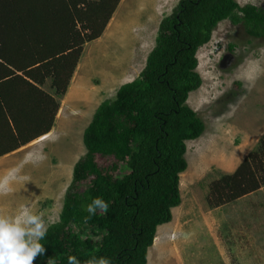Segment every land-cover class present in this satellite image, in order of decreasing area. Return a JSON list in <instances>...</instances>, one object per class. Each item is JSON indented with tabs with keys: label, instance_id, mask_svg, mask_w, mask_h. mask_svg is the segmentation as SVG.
<instances>
[{
	"label": "trees",
	"instance_id": "1",
	"mask_svg": "<svg viewBox=\"0 0 264 264\" xmlns=\"http://www.w3.org/2000/svg\"><path fill=\"white\" fill-rule=\"evenodd\" d=\"M120 1L0 0V157L50 133L83 46L101 36ZM223 21L264 39V9L236 0H180L161 21L139 77L100 104L85 129V155L33 264H68L69 256L147 264L157 229L181 204L187 142L205 132L187 101L202 85L197 52ZM96 157L114 163L101 168ZM263 187L264 136L232 174L210 183L206 201L219 208ZM97 197L108 213L89 217Z\"/></svg>",
	"mask_w": 264,
	"mask_h": 264
},
{
	"label": "rangeland",
	"instance_id": "2",
	"mask_svg": "<svg viewBox=\"0 0 264 264\" xmlns=\"http://www.w3.org/2000/svg\"><path fill=\"white\" fill-rule=\"evenodd\" d=\"M179 1H120L101 36L83 46L48 139L0 157V216L15 217L27 206L59 221L74 166L86 152L85 129L100 104L139 77L161 21ZM236 2L264 9V0ZM197 60L202 85L187 104L206 128L187 142L181 204L159 230L147 264H264V187L219 208L206 201L210 183L233 172L264 136V39L223 21ZM44 90L51 93L48 83ZM96 162L101 168L114 163Z\"/></svg>",
	"mask_w": 264,
	"mask_h": 264
},
{
	"label": "clouds",
	"instance_id": "3",
	"mask_svg": "<svg viewBox=\"0 0 264 264\" xmlns=\"http://www.w3.org/2000/svg\"><path fill=\"white\" fill-rule=\"evenodd\" d=\"M109 207V202L97 197L87 205V212L89 217L98 212L107 215ZM54 223L51 219L46 221L42 214L31 211L27 206L15 217L0 216V264H33L37 256L45 253L46 248L41 241ZM68 264H80V261L69 256ZM89 264H111V261L103 257L93 258Z\"/></svg>",
	"mask_w": 264,
	"mask_h": 264
},
{
	"label": "crops",
	"instance_id": "4",
	"mask_svg": "<svg viewBox=\"0 0 264 264\" xmlns=\"http://www.w3.org/2000/svg\"><path fill=\"white\" fill-rule=\"evenodd\" d=\"M193 142V141H192ZM185 158H186V156H185ZM188 164V163H187ZM231 165H233V163H231ZM230 165V166H231ZM239 165H240V163H239ZM238 164H236V166L238 167L239 166ZM189 166V165H188ZM237 167L233 170V172L237 169ZM188 168V167H187ZM186 172V171H185ZM233 172H230V173H228V174H232ZM182 175V174H181ZM180 175V176H181ZM259 192V191H258ZM251 195H254V194H251ZM245 198V197H244ZM244 198H242V199H240V200H238V201H241V200H243ZM237 201V202H238ZM164 226V225H163ZM162 227V226H161ZM161 227H159L158 229H157V234L159 233V230L161 229ZM157 236V235H156Z\"/></svg>",
	"mask_w": 264,
	"mask_h": 264
},
{
	"label": "bare ground",
	"instance_id": "5",
	"mask_svg": "<svg viewBox=\"0 0 264 264\" xmlns=\"http://www.w3.org/2000/svg\"><path fill=\"white\" fill-rule=\"evenodd\" d=\"M48 137H49L48 134H47V135H44V136H42L41 138H39V139L37 140V142H43L44 140L48 139Z\"/></svg>",
	"mask_w": 264,
	"mask_h": 264
}]
</instances>
